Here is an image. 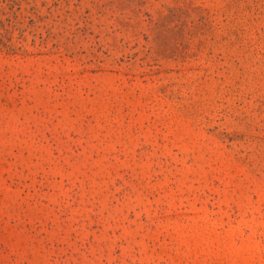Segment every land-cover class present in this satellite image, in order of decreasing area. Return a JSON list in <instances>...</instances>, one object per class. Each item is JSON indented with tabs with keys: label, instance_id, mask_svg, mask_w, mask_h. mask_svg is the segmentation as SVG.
Here are the masks:
<instances>
[{
	"label": "rangeland",
	"instance_id": "1",
	"mask_svg": "<svg viewBox=\"0 0 264 264\" xmlns=\"http://www.w3.org/2000/svg\"><path fill=\"white\" fill-rule=\"evenodd\" d=\"M0 264H264V0H0Z\"/></svg>",
	"mask_w": 264,
	"mask_h": 264
}]
</instances>
